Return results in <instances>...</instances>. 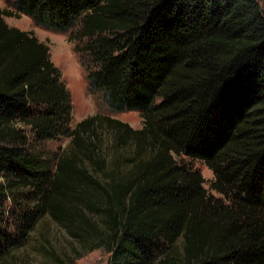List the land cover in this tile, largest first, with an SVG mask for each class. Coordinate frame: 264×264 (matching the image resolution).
<instances>
[{"label":"trees","instance_id":"trees-1","mask_svg":"<svg viewBox=\"0 0 264 264\" xmlns=\"http://www.w3.org/2000/svg\"><path fill=\"white\" fill-rule=\"evenodd\" d=\"M0 9V264L49 217L106 264H264V15L258 0H11ZM76 26L89 92L141 127L88 115L47 46L3 16ZM111 135L107 166L95 127ZM69 137L51 168L29 149ZM30 150V151H29ZM212 173L209 196L187 161ZM181 241V257L172 252ZM51 252V251H50Z\"/></svg>","mask_w":264,"mask_h":264},{"label":"rangeland","instance_id":"rangeland-1","mask_svg":"<svg viewBox=\"0 0 264 264\" xmlns=\"http://www.w3.org/2000/svg\"><path fill=\"white\" fill-rule=\"evenodd\" d=\"M258 2L264 15V0H258ZM0 9L12 10L11 0H0ZM3 19L8 26L32 32L39 41L47 46L49 60L58 69L59 79L68 91L71 107L70 128L80 119L93 114L109 116L127 123L134 129L141 127V117L137 111H111L96 94L89 92L82 66L83 56L80 52L75 51L81 46V42L74 39L72 35L76 26L66 31H53L34 23L25 15L3 16ZM95 128L101 152L105 155L107 166H109L110 159L115 156L114 148L111 145V135L104 122ZM68 143L69 137L57 136L39 144H32L29 149L32 148L33 153L46 160L48 168H51L55 156L66 148ZM184 160L200 173L204 180L203 187L206 193L209 196L220 197L218 193L209 189V182L212 179L210 170L198 160ZM180 247L181 241L177 240L172 252L176 258L181 257ZM75 250L82 251L83 247L49 217L43 216L28 233L25 242L12 249L6 259L15 264H55L53 256L50 255L52 252L62 258H68L74 256ZM107 258L108 253L102 248H97L83 253L81 257L74 260L73 264H106Z\"/></svg>","mask_w":264,"mask_h":264}]
</instances>
